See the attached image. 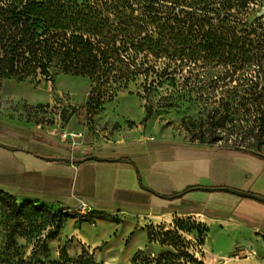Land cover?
I'll use <instances>...</instances> for the list:
<instances>
[{"label": "trees", "instance_id": "obj_1", "mask_svg": "<svg viewBox=\"0 0 264 264\" xmlns=\"http://www.w3.org/2000/svg\"><path fill=\"white\" fill-rule=\"evenodd\" d=\"M143 1L148 3L144 12L135 14L127 0H0V80L47 79L52 69L85 77L92 85L87 99L91 114L120 92L131 94V87L150 96L167 86L163 97L170 105L187 102L202 109L201 144L206 135L226 131L248 146L220 147L264 160L263 154L248 150L264 143V12L252 16L257 5L264 8V0H164L172 5L164 11L154 0ZM209 4L215 7L211 14L184 9ZM151 116L147 107L141 123ZM6 198L14 197L0 191V201ZM28 208L53 214L52 240L67 219L76 217L30 200L14 206L15 216ZM94 215L78 217L92 222ZM154 228L145 227L148 243L175 252L151 258L139 250L129 264H204L181 233L195 234L202 256L209 233L205 224L175 217L173 230ZM66 254L62 248L61 259ZM90 255L89 264H99Z\"/></svg>", "mask_w": 264, "mask_h": 264}, {"label": "crops", "instance_id": "obj_2", "mask_svg": "<svg viewBox=\"0 0 264 264\" xmlns=\"http://www.w3.org/2000/svg\"><path fill=\"white\" fill-rule=\"evenodd\" d=\"M91 156L101 160H84ZM199 187L264 198V160L220 146L160 138L72 149L0 119V191L75 214L64 222L57 241L76 256L86 250L99 264L128 263L149 246L142 222L169 224L175 217L204 223L210 234L226 233L228 245L239 238L233 249L264 253V205ZM80 201L95 214L92 222L78 217L90 213L74 212ZM138 235L144 236L141 244H136Z\"/></svg>", "mask_w": 264, "mask_h": 264}, {"label": "rangeland", "instance_id": "obj_3", "mask_svg": "<svg viewBox=\"0 0 264 264\" xmlns=\"http://www.w3.org/2000/svg\"><path fill=\"white\" fill-rule=\"evenodd\" d=\"M127 1L135 10V14L143 13L145 10L143 6L148 4L143 0ZM154 1L157 2L155 6L163 11L172 6L164 0ZM186 2L192 1L186 0ZM184 9L186 11L197 9L211 14L215 7L209 4L196 8L184 7ZM263 12L264 8L257 5L252 16ZM91 87L89 79L66 75L57 69H52L51 77L47 79L41 76L28 77L23 81L13 78L1 79L0 119L25 126L27 131L35 136L51 138L58 142H61L62 134H67V137L74 135L76 143L74 148L71 147V142L64 144L72 149L145 138L170 139L210 147L239 146L246 149L248 146L247 142L239 143L235 137H228L224 133L226 131L217 137L206 135L205 144H201L197 139L198 125L201 120L206 125L202 109L196 104L187 102L170 105L163 97L167 86L150 96L142 91L138 93L135 87H131V94L120 92L113 100L102 104L101 109L95 114L87 110ZM147 107L151 109L152 116L142 124ZM211 128L209 125L208 129ZM248 150L264 155V143H256L248 147ZM24 201L16 198L0 201V264H89V261H93L89 252L80 256L66 252V259H61V250L65 246L57 239L49 238L55 227L53 214L28 208L20 217H16L14 206H19ZM32 204L38 205L34 202ZM260 204L264 205V203ZM52 209L51 211L55 210ZM142 224L146 228L155 227L157 231L159 228L174 229V219L169 224H152L151 221ZM181 235L190 242L189 251L203 260L204 264H245L247 261L264 264V253L251 255L243 252V248L233 249L239 244L240 239L235 237L234 244L228 245L230 239L226 240V233L210 234L209 228L205 245L201 249L202 256L197 247L195 234L181 233ZM143 242L144 236L138 235L136 244ZM67 246L71 244L67 242ZM174 252L170 246L157 242H151L142 250L144 256L151 258ZM98 257L103 259L102 254Z\"/></svg>", "mask_w": 264, "mask_h": 264}, {"label": "water", "instance_id": "obj_4", "mask_svg": "<svg viewBox=\"0 0 264 264\" xmlns=\"http://www.w3.org/2000/svg\"><path fill=\"white\" fill-rule=\"evenodd\" d=\"M84 160H101L98 157L95 156H91V157H87ZM197 190H201V191H206V192H226L228 194H232L235 195L237 197H241V198H249L261 203H264V198L261 196H257V195H253L247 192H243V191H239V190H234V189H224V188H207V187H199L196 188ZM179 196H181V194H179Z\"/></svg>", "mask_w": 264, "mask_h": 264}, {"label": "built area", "instance_id": "obj_5", "mask_svg": "<svg viewBox=\"0 0 264 264\" xmlns=\"http://www.w3.org/2000/svg\"><path fill=\"white\" fill-rule=\"evenodd\" d=\"M74 138H75L74 135H71V137H67V134H62L61 135V142L63 144H67V143L71 142V147L74 148L76 146ZM90 211H91L90 206L84 201H80L78 206L74 210L75 213L80 214V215L88 214V213H90Z\"/></svg>", "mask_w": 264, "mask_h": 264}, {"label": "bare ground", "instance_id": "obj_6", "mask_svg": "<svg viewBox=\"0 0 264 264\" xmlns=\"http://www.w3.org/2000/svg\"><path fill=\"white\" fill-rule=\"evenodd\" d=\"M245 264H253L251 261H247Z\"/></svg>", "mask_w": 264, "mask_h": 264}]
</instances>
